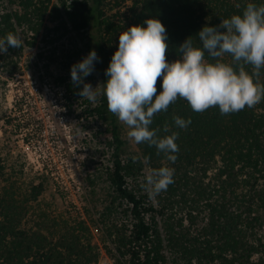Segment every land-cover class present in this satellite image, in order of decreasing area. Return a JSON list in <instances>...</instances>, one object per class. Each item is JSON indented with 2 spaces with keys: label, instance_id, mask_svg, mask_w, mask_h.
Returning <instances> with one entry per match:
<instances>
[{
  "label": "trees",
  "instance_id": "16d2710c",
  "mask_svg": "<svg viewBox=\"0 0 264 264\" xmlns=\"http://www.w3.org/2000/svg\"><path fill=\"white\" fill-rule=\"evenodd\" d=\"M249 2L264 4V0H1L0 37L14 33L22 43L0 55V73L10 78L20 71L23 55L41 32L46 38L70 30L88 52L95 50L104 81L119 33L150 17L166 28V59L171 62L187 37L198 44L195 34L202 26L218 25ZM46 15L54 28L44 27ZM223 59L230 62L227 55ZM260 79L264 82V69ZM54 80L63 90L66 107L73 111L79 103L84 115L100 121L109 137L102 157L108 163L104 172L110 194L100 222L106 231L104 251L116 258V264H264V99L252 108L221 115L216 107L194 112L178 98L167 111L154 115L150 125L161 136L178 133L177 159L169 163L147 144H136L138 152L124 157L126 144L106 99L99 98L92 108L80 98L70 81V67ZM156 87L159 91V78ZM174 116L190 118L191 123L176 128ZM165 126L169 133L163 132ZM7 163L0 158V264H97L100 251L86 222L71 212L66 220L49 217L39 208L43 183L25 176L22 166ZM164 164L174 168V182L150 198L143 178L150 168Z\"/></svg>",
  "mask_w": 264,
  "mask_h": 264
},
{
  "label": "clouds",
  "instance_id": "9594fccd",
  "mask_svg": "<svg viewBox=\"0 0 264 264\" xmlns=\"http://www.w3.org/2000/svg\"><path fill=\"white\" fill-rule=\"evenodd\" d=\"M195 35L199 43L187 37L177 47L178 58L170 62L166 59L169 44L165 26L155 17L147 18L119 33L103 83L93 87L85 82L99 62L95 50H90L70 66L71 84L79 97L90 103L103 95L108 111L127 127L130 141L154 146L158 155L174 163L178 133L159 135L160 130L150 127L154 115L167 111L178 98L194 112L216 107L221 115L252 108L264 99L260 79L264 69V4L249 2L242 12L221 19L218 25L205 24ZM21 43L16 34H5L0 37V55ZM226 55L230 62L223 59ZM190 123V118L173 117L176 128L185 129ZM163 132L169 133V128L165 126ZM174 171L167 164L147 171L143 186L150 198L167 190L174 182Z\"/></svg>",
  "mask_w": 264,
  "mask_h": 264
},
{
  "label": "rangeland",
  "instance_id": "374dc122",
  "mask_svg": "<svg viewBox=\"0 0 264 264\" xmlns=\"http://www.w3.org/2000/svg\"><path fill=\"white\" fill-rule=\"evenodd\" d=\"M107 8L111 15V7ZM44 27H55L48 15ZM87 54L70 30L46 38L41 32L23 55L20 71L10 78L0 73V158L22 166L25 176L43 183L39 208L49 217L66 220L71 212L86 222L100 251L97 264H116V258L104 251L106 231L100 222L110 194L104 172L108 163L102 157L109 137L104 125L84 115L79 103L73 111L66 107L63 90L54 80ZM100 62L85 78L93 87L103 83ZM101 97L91 103L92 108ZM117 122L126 144L123 156L135 154L138 149L127 137V127Z\"/></svg>",
  "mask_w": 264,
  "mask_h": 264
},
{
  "label": "built area",
  "instance_id": "2783aa9c",
  "mask_svg": "<svg viewBox=\"0 0 264 264\" xmlns=\"http://www.w3.org/2000/svg\"><path fill=\"white\" fill-rule=\"evenodd\" d=\"M64 96V95H63Z\"/></svg>",
  "mask_w": 264,
  "mask_h": 264
}]
</instances>
